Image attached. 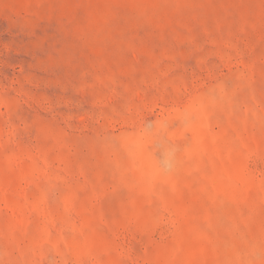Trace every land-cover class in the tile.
Segmentation results:
<instances>
[{"label": "rangeland", "instance_id": "obj_1", "mask_svg": "<svg viewBox=\"0 0 264 264\" xmlns=\"http://www.w3.org/2000/svg\"><path fill=\"white\" fill-rule=\"evenodd\" d=\"M0 264H264V0H0Z\"/></svg>", "mask_w": 264, "mask_h": 264}]
</instances>
